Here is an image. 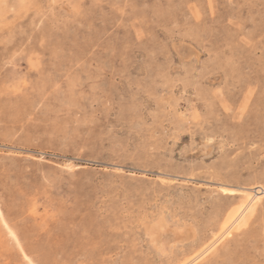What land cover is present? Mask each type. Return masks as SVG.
Segmentation results:
<instances>
[{
	"label": "rangeland",
	"instance_id": "374dc122",
	"mask_svg": "<svg viewBox=\"0 0 264 264\" xmlns=\"http://www.w3.org/2000/svg\"><path fill=\"white\" fill-rule=\"evenodd\" d=\"M0 213V264H264V0H0Z\"/></svg>",
	"mask_w": 264,
	"mask_h": 264
},
{
	"label": "bare ground",
	"instance_id": "6f19581e",
	"mask_svg": "<svg viewBox=\"0 0 264 264\" xmlns=\"http://www.w3.org/2000/svg\"><path fill=\"white\" fill-rule=\"evenodd\" d=\"M256 190V189H255ZM255 193V192H254ZM253 195V194H251ZM249 196V195H248ZM251 197V196H250ZM246 198V197H245ZM251 199V198H250ZM249 200V199H248ZM247 200V201H248ZM245 203V202H244ZM245 206V205H244ZM237 208V207H236ZM244 209L245 207L241 206L240 208H238L237 210H235V212L233 213H229L230 215H228V218L226 219V222L224 224V231L222 232V234L220 236H218L213 242H211L209 245H207L205 247L204 250H202V252L198 255H196V257H192L194 258L192 262H194L195 260H197L198 258H201L202 255H204L205 253H207L213 244H215L216 242H218L223 236H225L229 230L234 226V224L239 220L238 218L241 216L242 217V213L244 212ZM234 211V209L232 210ZM231 211V212H232ZM0 217H1V221L3 222L4 226H6L7 230L9 231L10 235L12 236V238L16 241V243L18 244L19 246V242H18V238H16L15 234L13 233V231H11L8 227H7V224L4 222L3 218H2V215L0 213ZM5 228V227H4ZM25 232V231H24ZM210 240V239H209ZM175 246V245H174ZM195 248V246H194ZM22 251V255L24 257V259H26L28 261V264H33L30 260V258L28 257V255L26 256V253L23 252L22 249H20ZM226 254V253H225ZM188 258V257H187ZM228 259V258H227ZM227 261V260H226ZM187 262V261H186ZM189 263V262H188ZM186 264V263H185Z\"/></svg>",
	"mask_w": 264,
	"mask_h": 264
}]
</instances>
